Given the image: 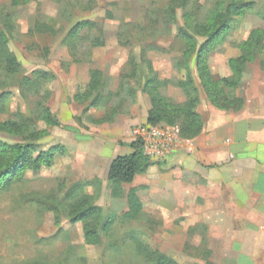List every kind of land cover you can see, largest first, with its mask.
<instances>
[{"label": "rangeland", "instance_id": "374dc122", "mask_svg": "<svg viewBox=\"0 0 264 264\" xmlns=\"http://www.w3.org/2000/svg\"><path fill=\"white\" fill-rule=\"evenodd\" d=\"M243 1L252 2V10L234 18L224 45L208 56L215 81L230 76L228 60L238 55V45L249 33L264 31V0ZM11 2L0 0V11L13 15L9 48L22 67L17 83L33 71L47 72L55 79L36 80L37 87L19 89L0 77V95L8 94L0 102V122L25 126L19 136L0 132V142L13 145L37 138L38 149H52L54 157L51 166L26 173L21 182L0 193V264H144L136 253L138 244L178 264H202L196 255L204 245L185 233L180 205L173 208L167 199L160 181L165 176L162 162L123 185L118 198L111 196L107 163L124 155L120 147L112 148V142L117 141V146L125 140L133 142L131 130L146 124L151 109L145 89L148 77L160 83L157 93L169 103L185 102L180 87L186 75L181 61L184 45L178 30L185 13L203 22L214 0H186L183 8L173 6V0H31L17 7ZM171 7L174 22L168 19ZM81 21L95 27L69 39V32ZM38 22L51 26L52 33H37ZM91 70L101 71L103 77L98 92L85 99L79 96L86 91ZM263 76L264 51L247 65L233 91L244 101L240 111L215 109L197 84L196 112L203 106L241 112L244 97L255 90L254 80ZM40 104L69 130L42 122ZM69 192L90 196L100 209L101 222H112L107 233H100L99 245H87L83 224L70 221ZM131 193L142 211L128 219L124 215Z\"/></svg>", "mask_w": 264, "mask_h": 264}, {"label": "trees", "instance_id": "16d2710c", "mask_svg": "<svg viewBox=\"0 0 264 264\" xmlns=\"http://www.w3.org/2000/svg\"><path fill=\"white\" fill-rule=\"evenodd\" d=\"M31 0H12L11 5L17 7L28 4ZM186 0H173V6L184 7ZM252 2L243 0H214L212 10L203 22H197L191 13L183 16L184 24L178 30V37L184 45L182 53V68L186 75L180 82V87L186 97L184 103L174 105L157 93L159 82L154 77H148L145 89L150 96L151 109L148 112L146 124L153 126H177L183 140L197 138L203 129V122L196 112L199 104L198 85L203 90L208 102L215 109L223 112H238L242 109L243 99L233 95L234 89L240 84L248 64L253 63L264 51V31L260 29L249 33L246 40L238 45L239 53L228 60L230 76L218 81L213 80L208 67V56L222 47L232 29L234 18L252 10ZM174 8L169 9L168 19L175 21ZM95 25L89 21L77 23L69 32V39L78 36L83 29H92ZM37 33H52L53 28L46 23H35ZM13 33V15L0 11V77L4 76L19 89L33 86L37 87L36 80L53 81L54 75L43 71H33L30 76H23L17 83L16 77L21 74L22 67L9 48V40ZM192 64V68H191ZM90 80L86 91L79 97L88 98L97 93L101 71L91 70ZM35 79V80H33ZM198 84V85H197ZM8 94L0 95V102ZM75 99H79L75 96ZM39 119L50 127L69 130L63 126L44 104L39 105ZM101 120L98 123H102ZM25 126L12 121L0 122V132L19 136ZM37 137V136H36ZM37 138L24 140L13 145L0 142V193L8 191L21 182L28 172H37L43 167L51 166L54 153L52 149L40 151ZM131 153L126 156H117L112 159L108 171L107 181L110 185L111 196H121L122 186L131 184L135 177L145 174L148 169L159 162L149 161L142 153L141 145L137 141L127 144ZM75 192H69L67 197L72 200L68 206L69 219L72 223H82L84 240L87 245H99L100 233H107L112 225L111 221L101 222L100 209L93 203L90 196L76 197ZM142 204L134 193L129 195V211L124 218H135L142 210ZM137 256L144 264H178L174 259L166 257L159 252H149L145 247L136 246ZM48 264V263H45ZM49 264H67L59 261ZM204 264H212L208 260Z\"/></svg>", "mask_w": 264, "mask_h": 264}, {"label": "crops", "instance_id": "0c3cea01", "mask_svg": "<svg viewBox=\"0 0 264 264\" xmlns=\"http://www.w3.org/2000/svg\"><path fill=\"white\" fill-rule=\"evenodd\" d=\"M252 88L237 114L199 107L193 148L161 163L167 199L180 205L185 233L204 245L202 264H264V76ZM131 141L111 145L126 156Z\"/></svg>", "mask_w": 264, "mask_h": 264}, {"label": "built area", "instance_id": "2783aa9c", "mask_svg": "<svg viewBox=\"0 0 264 264\" xmlns=\"http://www.w3.org/2000/svg\"><path fill=\"white\" fill-rule=\"evenodd\" d=\"M134 141L141 145L143 155L151 162H162L184 148L192 149L191 141L183 140L175 127L143 124L131 130Z\"/></svg>", "mask_w": 264, "mask_h": 264}]
</instances>
